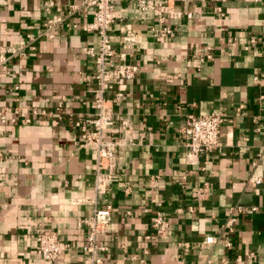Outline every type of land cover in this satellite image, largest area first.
Masks as SVG:
<instances>
[{
	"label": "crops",
	"instance_id": "obj_1",
	"mask_svg": "<svg viewBox=\"0 0 264 264\" xmlns=\"http://www.w3.org/2000/svg\"><path fill=\"white\" fill-rule=\"evenodd\" d=\"M44 1L0 0V55L9 57L0 66V109L47 113L30 114V123L0 121V264H43L36 247L46 228L76 244L56 264H83L88 226L79 222L109 204L112 220L99 240L107 264H264V43L251 41L264 37V0H170L183 16L167 20V37L154 11L134 0L116 4L109 31L116 57L125 54L139 72L107 90L108 137L118 145L104 194L95 189V150L73 123L95 112L96 85L84 77L98 66L83 47L97 45L98 34L82 28L93 11H71L81 0H57L79 28L48 39ZM211 111L226 115L221 145L189 155L185 121ZM252 176L262 183L251 186ZM237 206L243 211L230 231ZM157 212L169 223L163 235L152 226Z\"/></svg>",
	"mask_w": 264,
	"mask_h": 264
},
{
	"label": "built area",
	"instance_id": "obj_2",
	"mask_svg": "<svg viewBox=\"0 0 264 264\" xmlns=\"http://www.w3.org/2000/svg\"><path fill=\"white\" fill-rule=\"evenodd\" d=\"M122 0H81L79 4H72L71 11L81 10L82 13L93 11V19L82 25L84 31H94L98 34L97 45H86L83 47L85 54L91 56L98 66L93 74H86L84 79L87 82H95V90L91 106L95 110L94 114L84 116L80 114L73 123L80 131V137L84 145H91L95 150L96 156V175L95 189L98 194L106 193L109 185L115 177L117 168L116 147L118 142L111 141L108 137L109 129L114 125V102L107 97V90L111 83L121 84L127 80H133L138 72L139 66L135 63L126 61V55L121 54L117 59V51L112 43L109 31L111 25L117 19L116 4ZM138 4V8L142 11H154L162 23L160 36H169L173 29L167 23L168 19H178L183 16L182 11L177 10L166 0H134ZM218 1V0H216ZM44 11L47 18L44 22L41 35L53 39L57 29H77L79 24L71 21L68 16L64 15L61 5L57 0H45L43 3ZM188 17H192V12L187 13ZM130 30H127L125 41H131ZM252 43H264V37H253ZM7 51L15 54L22 51L20 48L15 49L9 47ZM211 58V55H207ZM8 56L0 55V66L5 67ZM257 81H261L256 77ZM121 93H118L120 96ZM62 108V104L58 109ZM30 114H47L46 111H37L29 106H17L14 108L6 107L0 109V121L7 122L11 115L12 122H16L18 117H23L26 123L31 122ZM226 120L224 112L211 111L204 114L188 115L182 128L185 136L186 146L189 149V155H200L206 151L216 149L221 145V128ZM2 155V153H0ZM256 164V163H255ZM262 177L252 176L248 183L251 186H257L262 183ZM202 195V193H197ZM255 209V207H253ZM112 205L98 207L93 213L83 218L79 224L88 226L87 241L82 245V249L86 256L83 264H107L100 252L107 249L105 245L100 243V237L103 236L107 227L112 220ZM237 212H242L243 207H231L227 221V228L234 230V224L237 220ZM152 226L156 229L158 235H163L168 226V220L162 212H157L152 218ZM147 238H151L150 235ZM216 236L206 237V242L216 243ZM187 245V244H186ZM76 246L75 243L63 241L58 233L52 229L46 228L39 232V242L36 247V253L40 256L43 264H56L60 254L71 247ZM227 247H231V242H226ZM146 254L147 250L144 251ZM138 264H147L145 259H140Z\"/></svg>",
	"mask_w": 264,
	"mask_h": 264
}]
</instances>
